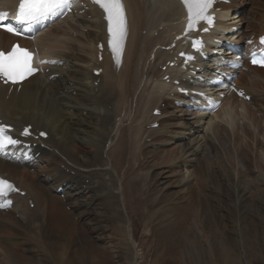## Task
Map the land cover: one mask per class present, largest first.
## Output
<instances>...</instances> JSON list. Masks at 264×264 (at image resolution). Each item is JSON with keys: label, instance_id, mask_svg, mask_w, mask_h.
Masks as SVG:
<instances>
[{"label": "rangeland", "instance_id": "1", "mask_svg": "<svg viewBox=\"0 0 264 264\" xmlns=\"http://www.w3.org/2000/svg\"><path fill=\"white\" fill-rule=\"evenodd\" d=\"M241 4L242 3H239L238 11L234 10V12L238 13L239 16H250L254 13L253 17L257 19L260 15L257 13L261 11L263 0H244L242 6ZM79 6V10H75L72 15L48 28L50 34L49 38H51V40L53 39L50 41L48 38L49 41L53 42L54 39H56L58 42H56V45L59 44L57 45L58 47L54 49L53 54L55 55L54 58L60 61L61 64L54 66V69L51 68V70L53 69L52 71L47 69L44 76L37 75L36 79L31 83V85L35 84L45 90V99L50 103L54 100L53 96L57 92V85L62 84L61 87H58V89H60L58 91L60 92H62L61 89H66L65 87H67V84H70L68 80H72L71 84H76L78 86L81 83L78 82V80H73V77L76 75L79 76L78 72L82 69H87L89 72L91 70L86 63L94 57L91 58L89 54H86L89 50L86 46L88 45L86 37L88 33H91L94 30L91 25L98 21V19L99 21L102 20L95 15L93 8L90 6L87 5L89 9L82 5ZM236 23L237 18L235 15H230L228 18L224 19V22H222V24L227 26V31H229L228 27L233 26L234 24L235 26L239 25H236ZM239 23H241L242 26L245 25L244 28L241 29V32L246 35L249 34L250 31L246 29V23L240 21ZM167 29L168 28H164L163 25H160L157 27L156 31L146 32L147 30H143L142 32H139V36L142 38L139 46L143 45V42L146 43L149 39L155 40L157 38H162L163 36H160L161 31L169 35ZM224 31H220L219 35L223 36ZM139 36H136V38L135 36L133 37L134 42ZM61 43H63V46H60ZM145 45L147 46L148 44L146 43ZM215 48L216 47H214V49ZM142 50L144 52L142 53L140 51V54L142 55V60H145L146 50L144 47H142ZM93 53H95V49H93ZM140 54L139 57L136 54V58L134 57V59L139 60V58H141ZM133 55L134 49L131 48L128 61L125 62L124 67H122V69L114 75V78H112L115 79L114 81L117 82L118 86L114 87V89H116L114 90L113 95L110 96H113L112 98L116 96L117 99L114 100L115 104L123 101V103L118 104V107L120 108L123 105L124 108H121V112L122 115L125 113V117L123 116L120 118L121 122L117 123L115 132L111 133V138L113 137V140L109 141V145L103 152L105 155L103 159L107 162L104 170L111 173L112 178L116 180L115 184L117 187V190L111 188L108 193H106L108 195L106 198L108 199L113 196H119L120 210H122L121 213L123 212L124 219L128 221V230L131 232V236L133 235L130 240L134 256L132 264H149L150 257H147V255L150 254L149 249L153 247V245H151L152 237H150L151 229L154 228L155 230L162 231L167 226L176 228L174 227V224L177 219L185 224L188 222L186 224V230L183 229V233H187L188 231L193 232V228L191 229V227H193V212L189 213V211L196 209L199 206V203L202 205V202L205 206L202 208L199 220L205 223V229L201 231L200 239H207L208 241L206 240V243L208 242L209 244L211 239L215 240L222 250H219L215 254L212 253V251L207 248L210 247V245L208 243L200 242L197 236L195 242L200 245L193 243L195 247L191 246L190 241L186 239V234H179L181 239H184L185 237V239L182 240L184 246L181 248L185 247L189 250V252L186 253L185 264H225L224 253L230 255L227 264H264V80L254 73H250V71L243 72L239 77L238 84L250 88L251 91L248 95L251 96V102L243 99H234L232 96L227 95L226 99L222 100L219 109L212 114L215 119L209 126H207L204 124V121L212 115L207 116L205 113L201 112H185L184 109L174 105L175 99H188L176 95L174 89L175 80H172L171 75L173 76L175 70H179L180 67H171L169 70H163L165 63L171 60L167 59L165 62L164 60L166 59H164L163 61L156 62V66L151 70L152 74L148 77H141L140 70L143 63L142 65H137V61L134 67H131L130 60ZM80 57H84L87 60L82 61ZM206 65L209 64L206 63ZM136 72L138 73V79L133 76ZM208 72L202 73L207 74ZM181 73L190 74L184 68ZM163 75L169 76V78L164 80ZM101 76L102 75L100 74L97 77L99 81L91 83L90 87L96 90L97 87L101 88L104 86V89L109 91V89L113 87V82L110 83V81L108 82L107 79H104ZM196 76L197 75L194 74L192 76L194 79L193 83L197 81L195 79ZM175 78L179 79V75ZM183 81L184 80L182 79L181 82ZM158 84L164 85L163 88L159 90L157 87ZM198 84L201 86L204 84V87H208L209 83L205 84L198 81ZM119 86H121L122 91L119 89ZM194 87L199 91H205L210 94L204 87H201L200 89L196 86V83L194 84ZM81 91L82 90H77V93H80ZM10 92L11 91H7V96ZM84 92L85 89H83V93ZM127 94L129 95L127 96ZM70 95L71 94H63L62 96L68 97ZM190 99L188 100L197 105L198 100H195L197 98ZM219 99L220 98L217 100ZM107 108H110L108 110L113 112L112 106ZM155 109L164 112L162 114L164 119L174 120V118L179 117L178 119L182 120L186 125L185 127H179L180 132L184 135L175 136L174 140L166 145L158 146L156 144L151 147V137H149L150 135L148 132L154 130H160L159 132H161L168 128L167 126L152 127L154 119L159 118L154 116L151 111ZM225 111L232 113V116L235 118L234 125H224L222 114ZM245 112H248L249 114H246ZM134 117L138 120L133 119ZM65 122L67 121L65 120ZM108 124H110L109 119ZM138 127H140V143L138 145H133L131 142V136L135 132L133 129H137ZM189 127L192 129L187 131V128ZM175 132H177V130ZM44 139L46 140L47 138ZM118 140L120 144H118ZM134 146L137 148H134ZM138 147L140 149H138ZM119 148H121V150L125 149V156L123 157H125V161L128 160L129 164L121 162V165H117L118 161H120V158H118L120 155L118 157L116 155V152L119 153L120 151ZM183 149L185 151L189 150L196 153V156H190V153L184 156L189 162L188 166L185 165L183 167L185 180L184 183L180 184L179 171L175 170L171 163L173 158L172 152L181 153ZM160 151H165L167 153L163 154ZM143 152L144 156H142ZM179 156L182 157L183 154ZM200 159L201 163H203L201 168L202 174L199 172L201 169L196 168ZM140 161L143 164L141 169L138 167ZM129 166L130 171L128 172H130V174L126 172V169ZM141 172L142 174L146 173L145 176L160 174L161 172L162 175H160V179L162 183L160 186L163 188V193L161 192L160 195H158L161 199L158 198L155 201L154 199L156 198V195L154 193L149 194V192L146 191L144 194L145 185L148 181L146 178L143 179V183L138 186L139 189L137 190L132 189V186L129 185L130 178L136 177L135 175H139ZM30 173L34 175L35 170H31ZM67 173L72 175L70 172ZM39 176L42 179H47V176L43 173ZM72 177L76 179L75 175H72ZM109 178V176L103 178L107 183L104 184V188H110L111 182L114 181ZM34 182V185L41 189V192L37 195V197H40L42 191L46 188V185L40 184L38 180H35ZM61 184L60 181V185ZM198 185L201 188V191H198L199 195H194L195 197L192 195L189 198L190 191L193 187L196 188ZM66 188L69 189L66 194L60 193L59 191L56 193L57 199H55V195H53L51 198H47L46 202L44 200L40 201L47 206H52L53 202L55 204H61L62 200V202L67 203L66 199L71 196L69 191L79 187L74 185V183H71V186ZM141 193H143V196ZM100 194L102 195V193ZM92 196L93 195H91L90 198L86 196L84 199L78 198V200L76 199L77 202L76 200L75 202H83V205L86 206L91 202ZM75 197L77 198V196ZM193 197L196 198V201H194ZM104 198L105 196L98 198L99 201L95 203L100 204L98 207L95 206V208L94 206H88L87 209H82L86 214H88L89 211H91L90 213L92 214V211L96 209L94 214H92V216H90L91 218L89 217L88 220L87 217H85V219L80 216H75L71 205H67V207H63L64 205L60 206V209L62 210V212H60L62 214H60V212L57 213V218H60L61 215H70L71 217H69L71 220L66 225L60 224L59 234L50 233L47 236L44 240V246L48 248V250L44 251L46 253H44L43 250L40 249L41 247L32 240L34 234L27 230L17 229V235H20L19 239L0 235V243L2 244H0V264H13L10 262L13 260L8 257L11 255V252L15 255L14 258L17 259V262H14L18 264H87L86 261L88 263L90 261L87 259L85 260L83 253L84 250H87L85 248H90V242H88L89 244L87 243L83 249L78 246L79 239L85 240V238L91 240L92 246L95 250L107 254L111 264H116V255H122L124 258H129L130 253L124 246L121 232L117 224L114 225L110 223V221L103 216L95 217L97 212H102L101 214H104L105 209H107L105 207L108 203L106 204V202L103 201ZM140 198V203L142 204V201L144 203L141 206L140 203H138ZM174 198L175 200H172ZM197 199L199 200L197 201ZM108 200L112 201V198ZM27 205L30 210H33L34 204ZM188 205H191V208ZM186 208H188V212L184 211L183 213V210ZM50 210L53 212L52 209ZM188 213L192 215H189ZM12 214L16 218L18 217L15 212H12ZM143 214V220L138 221L137 217L142 216ZM187 214L189 217H187ZM174 215L176 216L175 218ZM2 217L12 216L0 214V221L6 226V228L0 227V230L8 231L9 226L5 223ZM35 226H37V224H35ZM100 227H103V229ZM93 228L100 229L99 231L96 230L94 233L92 232ZM68 236L75 239L74 242L67 243L66 238H68ZM60 237H64L65 239ZM195 250L197 252H194ZM1 251L7 256H4ZM190 253H192V256H189ZM199 254H202V257ZM210 256L212 257L210 258ZM197 260L198 262H196ZM180 263L183 264L182 259Z\"/></svg>", "mask_w": 264, "mask_h": 264}, {"label": "bare ground", "instance_id": "2", "mask_svg": "<svg viewBox=\"0 0 264 264\" xmlns=\"http://www.w3.org/2000/svg\"><path fill=\"white\" fill-rule=\"evenodd\" d=\"M16 1L17 0H4V1L0 0V9L4 10L7 13L8 10L16 8L17 6ZM82 1L88 2V0H82ZM122 2L124 6L123 8L125 12L126 21H127V41H126L124 53L119 57V61H121V64L120 63L116 64V60L114 61L111 59L110 54L107 52V48H105L106 47L105 43L107 40L105 29L107 28V21H103V15H104L103 10L98 6L94 8L91 7L93 8V12L95 13V15H97L102 21H99L98 19V21H96L93 25H91L94 28V30L91 33L87 34L86 42H88V45L86 46L87 49L89 50L86 52V54H89L91 58L92 57L94 58L90 59L86 63L88 65V68L91 69L90 72L87 69L86 70L82 69L78 72L79 76L76 75L73 77V80H78V82L81 83L80 85L77 86L76 84H71L72 80H68L70 84H67L65 90L64 88L61 89L62 92L58 91L60 90L58 89V87H61L62 84L57 85L56 88L57 92L53 96L54 100L52 103L48 102L45 99L46 96L45 90H43L39 86H36L35 84L31 85L32 81L36 79V76L24 82L20 88V91L17 92V89L14 88L8 96H7V91L9 89L0 86V124H5L12 127L14 132L17 133V136L22 134L25 128L32 127L31 130L29 131L30 136L25 138L24 141L31 143L32 152L38 154V157L35 160L34 158H30V157L24 158L23 155L27 153L26 151L16 150L8 153L7 154L8 156L0 158V176H2L4 179H7L12 183H15L16 187H18V189L20 190V193L21 192L23 193V196H20V194L13 196V202L8 203V210L6 212L0 211V214L2 215L12 216V217H2L5 223L9 226V230L8 231L0 230V235L8 238L13 237L19 239L20 235L19 234L17 235V229L27 230L34 234L32 240L38 246H40L41 247L40 249L43 250L44 252L45 250H48V248L44 246V240L47 238V236L50 233L59 234L60 224L66 225L71 220L70 219L71 216L69 215L70 216L69 217L65 214H63L65 216L61 215L60 218H57L56 214L59 213L60 211L62 212L60 206L64 205L63 207L65 206L67 207V205H71L73 214H75V216H80L81 218L87 217L88 220L89 217L92 216V214H94L96 210L95 208L100 205L99 203L95 204L97 201H99L98 198L102 196H105V198L108 197L106 193H108V191L111 188L113 190H117L115 184L116 180L112 178L110 172L104 170L106 168L107 162L104 161L103 159V157L105 156L103 153L104 149L109 145V141L113 140V137L111 138V133L115 132V127L117 123L121 122L120 118H122L125 114L124 113L122 115L121 112V108L123 107V105L120 108L118 107V104L123 103V101L115 104L114 100L117 99L116 96L114 98H112L113 96H110L113 95V92L116 89V88L114 89V87L118 86L117 82L114 81L115 79L112 78H114V75H116L117 72L120 71L122 67H124L125 62L128 61L131 48L134 49V55L131 56L130 65L131 67H134L137 61H138L137 65H142L143 63L142 68L140 70L141 77L142 76L148 77L150 74H152L151 70L154 68V66H156V62L163 61L164 59H166L164 60L165 62L167 61V59H171V60L175 59L174 65L177 63L181 64L180 60L182 59L177 57V53L183 49L180 47V45L181 43H184V41L182 40L185 39H182L178 42L177 37L183 33L185 29V25L187 24V13L185 11L184 5L180 2V0H122ZM243 2L244 0H236L235 2H232L230 5H221L220 7L222 10L238 11L239 3H242L241 4L242 6ZM215 14L217 16V23L215 28L212 30L210 34L203 36L207 45L213 47V49L214 47H217V44H214L215 42H213L211 39L213 37H217L216 35H219L220 31H224L227 29L226 28L227 26L225 24H222V22H220V19H223L224 17H228L229 12L215 11ZM253 14L254 13H252L250 16L249 15L238 16L239 21L245 22L246 29L250 31V33L247 34L249 35L247 38L253 35L259 36L264 30V0H263V5L261 7V11L257 13L260 14L259 17L255 19L253 17ZM160 25L161 26L163 25L164 28H168L167 33H169V35L161 31L160 36H163L162 38H157L155 40L149 39L146 42L148 44L147 46L145 45L146 44L145 42H143V45L139 46L140 41H142V38L139 36V32H142L143 30H147L146 32L156 31L157 27ZM200 27L202 28L201 24ZM231 27L232 26H230L229 28ZM49 35H50L49 30L47 28L41 34L37 35L34 38L35 40L33 45L32 43L27 41H23L22 44L26 47L36 46L39 49V54H41V56L43 57H47V58L55 57V55L53 54V50L56 47H58L57 45L59 44L56 45L57 42L56 39H54L53 42H50L53 39L51 40V38H49ZM134 36L135 38L136 36H139V38L136 39L135 42L133 40ZM188 36H192V34L188 33L187 37ZM48 38L50 39V41ZM13 41L14 39L12 37L0 32V50L9 49V46ZM100 41L101 42L103 41L104 43L103 49L101 51L103 54L102 61L101 63L96 64L97 54H98L97 44L100 43ZM62 44L63 43H61L60 46H63ZM142 47H144L146 50L145 60H142V55L140 54V51L142 53L144 52L142 50ZM93 49H95V53H93ZM136 54L138 55V57L140 54L141 58H139V60L134 59V57L136 58ZM80 58L82 59V61L87 60L84 57H80ZM190 65H192V69L195 66H200L203 68V70L207 68L204 65V63L198 59H195V61L190 63L189 66ZM98 69H101L102 78L107 79L108 82L110 81V83L113 82V87H111L109 91H106V89H104L105 88L104 86L101 88L97 87L96 90L90 87L91 83L99 81V79L93 74V71ZM188 69L190 70V67H187V71ZM167 70H169V68H167ZM248 70L251 71L250 73H254L255 75H257L258 77L264 80L263 69L250 68ZM181 71H182L181 68H179V70L176 69L175 74H173V76L171 75L172 80H177L178 86L180 87L196 89L194 87L195 83H191V81L186 79L188 77L192 78V76L186 73H181ZM137 75L138 73L136 72L134 73L133 76L137 78ZM177 75H179V79L175 78ZM182 79L184 80L183 82H181ZM163 86L164 85L158 84L157 87L160 90L163 88ZM208 86H211V84L209 83ZM239 87L244 90L246 95H248V93H250L251 91L250 88H246L245 86L244 88L241 84H239ZM176 88L177 86L174 88L175 91H177ZM83 89H85L84 93H83ZM119 89L122 91L121 86H119ZM77 90H82V91L80 93H77ZM63 94H71V95L68 97L67 96L64 97L62 96ZM128 95L129 94H127V96ZM190 98H191L190 100L194 99V97L192 96ZM217 99L218 98L215 97L214 98L215 101H212L207 98H203V99L197 98L195 100H198L197 105L203 104L206 107H213ZM249 101L251 102V98ZM110 106H112L113 112H110L108 110L110 108L107 107ZM160 112L161 113L159 118L154 119V122L156 121L155 123H158L159 127L167 126L168 128L165 129V131H161V132H159L160 130L157 131L154 130L148 132V134L150 135L149 137H151V147L155 146L156 144L158 146L166 145L170 143L172 140H174L175 136L184 135L183 133L180 132L179 127L181 126L185 127L186 125L182 122V120L178 119L179 117L174 118V120L164 119V116H162L164 112L161 110ZM245 113L249 114L248 112ZM108 119L110 120V124H108ZM133 119L136 120L137 118L134 117ZM214 119L215 117L212 115L210 118L204 121V124L209 126ZM65 120L67 122H65ZM222 120L224 125L227 126H231L235 124V118L232 116V113L228 111L223 112ZM190 129L192 128L191 127L187 128V131H189ZM133 130H135V132L131 136V142L133 143V145H138L140 143L139 140L140 127H138L137 129L134 128ZM176 130L177 132H175ZM41 133H44V135L47 138L46 140L42 137L43 135H41ZM141 138L143 139L142 136ZM118 144H120V142ZM134 148L137 147L134 146ZM119 149H120L119 153L116 152L117 157L120 155L118 157L120 158V161H118L117 165H121V162L129 164L128 160L125 161V157H123L125 156L124 153L125 149L124 150H121V148ZM138 149L140 148L138 147ZM184 149L181 153L172 152L173 158L171 164L175 168V170L179 171L180 175L179 174L178 175H179L180 184L184 183L185 180L183 174V167L185 165L188 166V162H189L186 157L184 158V156H186L189 153L190 156H196V153L191 152L189 150L185 151ZM161 153L166 154L167 152L163 151ZM182 154L183 156L180 157L179 155ZM142 156H144V152L142 153ZM199 161L200 162L196 167L197 169H201L203 166V163H201V159ZM142 165L143 164L140 161L138 167L141 169ZM31 170H35L34 175L30 173ZM128 171H130V166L126 169V172ZM67 172H70L72 175H75L76 179L73 178L72 175H69ZM199 172L200 174H202V169ZM41 173L47 176L46 180L44 178L43 179L40 178L39 175ZM128 173L130 174V172ZM145 174L146 173L142 174L141 172V174L135 175L136 177H131L130 180L128 179L129 185L132 186V189L137 190L139 189L138 186L143 183V179L145 178L148 179L145 185L144 194L146 191L149 192V194L154 193L156 195L155 196L156 198L154 200L156 201L158 198H160L158 195H160L161 192L163 193V188L162 186H160L162 183L160 179V175L162 174L161 172L160 174H154V175L151 174L150 176L148 175L145 176ZM105 176H109L110 177L109 179L114 180L111 182L110 188H104V184H107L103 179ZM35 180H38L40 184L46 185V188L42 191L40 197H37V195L41 192V189L38 186L34 185ZM60 181L62 183L61 185H60ZM71 183H74V185L78 186L79 188H74L71 191H69V193H71V196L66 199L67 203L62 202L63 201L62 200L61 204L60 203L55 204L53 202L52 206H47L45 205V203H42V201H40V200H44L46 202V199L51 198V196L53 195H55V199H57L56 193L58 191L60 193L66 194L67 191L69 190L66 187H70ZM93 186H95L96 188ZM198 191H201L199 185L196 186V188L193 187L190 193L188 192L189 198L192 195L196 196L198 194ZM100 193H102V195ZM91 195H93L91 197V202H89L86 206L83 205V202L76 203L78 198L84 199L86 196L90 198ZM141 195L143 196V193H141ZM75 196H77V198ZM194 197L193 199L194 201H196L195 200L196 198ZM105 198L103 201H105L106 204L108 203V205L105 207L107 208L104 211L105 213L103 212L104 214H101L102 212L101 213L97 212L95 217L103 216L107 220H109L110 223L114 225L117 224L121 232V238L123 240L124 246L126 247V250L129 251L130 257L124 258L122 255H116L115 262L116 264H132L134 256H133L132 246L130 245V240L132 239L133 235L131 236L130 234L131 232H129L128 230V221L124 219V214H122L123 212L121 213L122 210H120L121 206L119 205V196L110 197L112 198V201L108 200L110 198L108 199ZM141 198L139 199L138 203H140ZM172 200H175V198ZM198 200L199 199H197V201ZM27 204H34L33 210H30ZM142 204H144L143 201ZM142 204L140 203V206ZM200 204L201 203H199V206L196 209L193 208L194 209L193 211L192 210L189 211V213L193 212V218H192L193 227H191V229L193 228V232L192 231H188L187 233L184 232L186 234V239L190 241L191 246H194V244L197 245L199 244L195 242L196 236L198 237L199 241L202 243H206L207 240V239L206 240L200 239L201 231L205 229V223L199 220L202 208L205 205H203V202L202 205ZM88 206H94V207L96 206L94 208L95 210L92 211V214L90 213L91 211H89L88 214H86L85 211H82V209L84 208L87 209ZM50 209H52L53 212H51ZM187 209L188 208L183 210V213L184 211L188 212ZM49 210L51 213L49 212ZM12 212H15L18 215V217L16 218L15 216H13ZM61 212L60 214H62ZM188 214L187 217H189ZM175 217L176 216L174 215V218ZM143 218H144V214L142 216H138L137 220L141 221L143 220ZM35 224H37V226H35ZM186 224L176 219L174 224V227L176 228L167 226L164 230L160 231V230H155L152 227L153 229H151L150 237H152L151 245H153V247L149 249L150 254L147 253L148 254L147 257L148 256L150 257L149 264H181L180 263L181 259L183 260V264L186 263L185 257H186V253L189 252V250L186 249L185 247L181 248L182 246H184L182 240H184L185 237L184 239L183 238L181 239L179 236V234L183 233V229L186 230ZM0 227L6 228V226L1 221H0ZM100 228L103 229V227ZM100 228H93L92 232L95 233L96 230L99 231ZM184 233L182 235H184ZM60 238H64V237H60ZM86 239L87 238H85V240L79 239L78 242V246L81 247L82 249L84 248V246L87 245L88 242H90V248L89 247L85 248L87 250H84L83 253L85 256V260L87 259L88 261H90L89 263L86 261V263L111 264L109 256L105 253L95 250L92 246L91 240L89 239L86 240ZM74 240L75 239H73L71 236H68V238H66L67 243L74 242ZM209 242L210 244L208 242L207 243L210 245V247L207 248H209L212 251V253L215 254L219 250L220 251L222 250V248L217 244L215 240L211 239V241ZM196 250L194 252H197ZM199 255L201 256L202 254ZM189 256H192V253H190ZM8 257L11 260H13L10 261L11 263L14 264L17 262L16 261L17 259L14 258L15 255L12 252L11 255H9ZM211 257L212 256H210V258ZM229 258L230 255L224 253L225 264H227ZM196 262H198V260Z\"/></svg>", "mask_w": 264, "mask_h": 264}, {"label": "snow or ice", "instance_id": "3", "mask_svg": "<svg viewBox=\"0 0 264 264\" xmlns=\"http://www.w3.org/2000/svg\"><path fill=\"white\" fill-rule=\"evenodd\" d=\"M93 3L97 4L105 14L104 18L108 25V45L113 52L114 59L119 64V57L126 36V17L122 0H93ZM181 3L187 11V31L195 30L202 21L212 23V17L208 11L213 0H181ZM68 5L69 0H19L14 23L6 22L8 14L0 12V28L9 33L21 35L22 31L16 25L32 24L49 16H55ZM260 43L264 45V37H261ZM201 44L200 40L192 41L194 49H198ZM33 58L34 55L31 51L21 48L18 44H14L9 51L0 50V79L12 84L22 82L38 71L33 64ZM251 62L254 65L264 67V55L258 57L253 53ZM41 63H55V61H41ZM10 132V127L0 125V151L19 143L18 140L9 135ZM23 134H29V130L25 128ZM16 191L18 189L12 182L0 177V199L4 200L3 203H0V208L10 203L4 198Z\"/></svg>", "mask_w": 264, "mask_h": 264}]
</instances>
